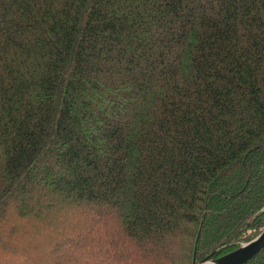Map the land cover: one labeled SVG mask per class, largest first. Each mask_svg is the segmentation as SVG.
Segmentation results:
<instances>
[{
  "label": "trees",
  "instance_id": "obj_1",
  "mask_svg": "<svg viewBox=\"0 0 264 264\" xmlns=\"http://www.w3.org/2000/svg\"><path fill=\"white\" fill-rule=\"evenodd\" d=\"M263 229L264 0H0V264H200Z\"/></svg>",
  "mask_w": 264,
  "mask_h": 264
},
{
  "label": "water",
  "instance_id": "obj_2",
  "mask_svg": "<svg viewBox=\"0 0 264 264\" xmlns=\"http://www.w3.org/2000/svg\"><path fill=\"white\" fill-rule=\"evenodd\" d=\"M264 249V229L253 239L216 258H206L200 264H245ZM195 260V259H194ZM193 264H199L193 262Z\"/></svg>",
  "mask_w": 264,
  "mask_h": 264
},
{
  "label": "rangeland",
  "instance_id": "obj_3",
  "mask_svg": "<svg viewBox=\"0 0 264 264\" xmlns=\"http://www.w3.org/2000/svg\"><path fill=\"white\" fill-rule=\"evenodd\" d=\"M84 216V215H83ZM85 216H87V215H85ZM84 216V217H85ZM90 216V215H89ZM85 218H87V219H90V218H88V217H85ZM102 218H104V216H102ZM81 235H85L86 234V231H84L83 233H80ZM79 234V235H80ZM38 235H43V233L42 232H40V234H38ZM28 236H29V233H28ZM36 236V234H34L32 237H35ZM45 236V235H44ZM29 240V239H28ZM29 245V244H28ZM104 247V246H103ZM51 261L53 262V261H57L58 259H56L54 256H51ZM78 260V262H81V260L80 259H77ZM18 264V263H17Z\"/></svg>",
  "mask_w": 264,
  "mask_h": 264
}]
</instances>
